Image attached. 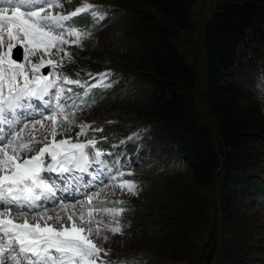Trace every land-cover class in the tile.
<instances>
[{"label":"snow or ice","instance_id":"snow-or-ice-1","mask_svg":"<svg viewBox=\"0 0 264 264\" xmlns=\"http://www.w3.org/2000/svg\"><path fill=\"white\" fill-rule=\"evenodd\" d=\"M59 6L56 0H0V264H105L100 254L107 252L95 242L100 225L121 233L118 217L125 209L105 208L96 189L116 179L120 189L136 194L137 185L123 178L133 175L122 171L129 166L126 156L109 168L102 158L113 162L115 152L101 151L96 139H80L91 124L80 123L70 134L77 126L75 110L95 100L92 89L112 87L111 70L88 73L95 81L90 85L61 75L72 59L66 46L82 47L86 33L115 10L85 3L66 14L54 12ZM81 14H88L91 29L73 22ZM13 49L22 61L13 58ZM69 85L83 96L73 100ZM254 86L264 92V75ZM38 126L43 135H36ZM98 209L112 219H100Z\"/></svg>","mask_w":264,"mask_h":264},{"label":"trees","instance_id":"trees-1","mask_svg":"<svg viewBox=\"0 0 264 264\" xmlns=\"http://www.w3.org/2000/svg\"><path fill=\"white\" fill-rule=\"evenodd\" d=\"M138 1L146 7L123 0L120 9H114L112 23H119V51L108 61L128 70H141L138 76L150 79L156 89L140 85L138 76H129L126 84L112 89L109 96L122 94L118 101L126 103L134 114L129 123L115 129L126 131L132 120L144 121L148 126L145 138L152 141L150 149H144L186 159L196 183H212L216 173L219 208L223 209V219L234 226L220 250L226 264H247L253 228L241 223L232 203L238 195L261 192L264 122L252 103L243 102L245 90L237 67L246 62L257 64L258 53L264 57V0H223L204 20L201 79L179 48L181 29H194L195 22L189 16L191 0ZM195 91L206 101L207 122L197 115L195 118L191 104L196 99L191 92ZM191 193L185 194L188 203L182 204L195 207L193 196L186 200ZM175 213L178 217L183 213L181 223L185 225L195 215L186 205L176 206ZM189 235H166L155 250L157 256L177 258Z\"/></svg>","mask_w":264,"mask_h":264},{"label":"rangeland","instance_id":"rangeland-1","mask_svg":"<svg viewBox=\"0 0 264 264\" xmlns=\"http://www.w3.org/2000/svg\"><path fill=\"white\" fill-rule=\"evenodd\" d=\"M222 1L191 0L189 16L195 22L194 29L188 31L181 29L180 32L181 40L179 43L182 44L179 48L187 63L193 65L199 72L200 79L205 67L204 49L201 45L202 24ZM130 2L135 6H144L138 0H130ZM56 3L60 6L54 7L53 11L66 14L85 3H90L102 9H120L123 0H56ZM114 12L109 14L99 28L86 33L82 47L66 46V50L72 54V59L70 61L65 60L61 69V75H67L70 79H80L82 83L89 85L95 81L87 75L88 73L96 74L111 70L112 74L108 77V80L112 83V87L92 89L95 100L88 107L75 110L74 120L77 126L72 128L70 134L72 136L76 135L80 123L91 124V129L101 128L102 132H94L89 129L87 134L80 137V139H96L103 143V147L100 148L101 151H114L117 158L115 161L109 162L107 158H102L105 159V163L108 164L109 168L115 166L119 157L126 156L129 166L124 167L122 171L133 175H125L123 178L132 180L137 185L135 195L129 193L127 189H120L118 187L120 181L116 179H112L106 185L96 189V193H99L97 199L106 202L104 204L105 208L119 207L125 209L118 217L119 225L122 227L121 233L114 234L104 228L103 224L100 225L101 234L95 241L107 252V255L104 252L100 254L101 259L105 261V264H108V262H112V264H226L220 248L224 247L234 226L223 219V209L219 208L221 207V197L218 188L217 233L219 246L210 261L205 260L207 251L201 248L213 222V196L216 192L214 186H219L216 173L212 183H196L192 179V170L186 159L170 157L165 154H158L157 151L152 152V150L144 149V147L150 149L152 142L145 138L148 126L144 121L132 120L131 123L133 124L126 131L115 129L129 123L134 114L130 112L126 103L118 101L119 95L122 94L117 93L109 96L108 93L118 85L126 84V81L130 79L129 76L137 77L142 71L128 70L108 61L113 59L112 57H117L116 52L119 51L117 48L119 38L116 34L119 23H112ZM73 22L78 23L82 30L85 25L89 29L92 28V22L88 14H81V16L74 18ZM261 46L264 50V43ZM241 55L245 57L246 54L241 53ZM39 58V53L37 56L32 57L34 61ZM52 58L55 59L56 57ZM19 61H22V59ZM257 61V64L246 62L238 65L237 71L245 90L243 102L252 103L264 122V111H262L264 104H261L258 99V97H264V92L254 86L255 81L264 75V57L260 53H258ZM138 77L140 85L147 90L156 89V85L150 79L143 76ZM233 80L235 79L233 78ZM68 87L73 90V100H76L78 95L83 96V90L78 86L69 85ZM199 91L191 92L192 97H196L191 102L192 110L195 118L197 115L199 119L202 118L204 122H207L210 115L207 112L206 101L203 100L201 95L198 96ZM77 102L79 103L78 100ZM38 131H41L40 135L44 134V130L39 129V126ZM26 133H31V128ZM133 135H137L138 138L129 139ZM57 138L59 139V137ZM262 151V157H264V144L262 145ZM262 163L264 164V160ZM259 175L261 177V192L251 191L244 196L238 195L232 203L234 211H237L236 213L241 217V223L253 228V245L247 264H264V168ZM188 191H192V195L190 194L191 196H188L186 200H191L193 196L195 207L182 204L183 202L188 203L183 198ZM96 193L90 194L95 196ZM117 201L123 203H115ZM95 202L94 200V204ZM67 203L71 204L72 202L68 201ZM182 205H186L193 215L195 213L193 220L188 223L189 225L181 223L183 213H180L179 217L175 213L176 206ZM79 210L77 208V211ZM87 210V208L84 209L85 212ZM95 211L98 217L105 222L112 219L102 209ZM182 233H190L191 236L189 235L190 239L187 240L181 255L177 258H159L155 250L159 247L160 240L166 235L179 238ZM105 236L107 237L106 240L104 239ZM97 262H100V260Z\"/></svg>","mask_w":264,"mask_h":264},{"label":"water","instance_id":"water-1","mask_svg":"<svg viewBox=\"0 0 264 264\" xmlns=\"http://www.w3.org/2000/svg\"><path fill=\"white\" fill-rule=\"evenodd\" d=\"M19 47V46H18ZM21 50V49H20ZM17 49H14L13 56L17 59H20L21 56H17ZM46 70V69H44ZM214 189L216 192L214 193L213 200H214V215H213V222L211 225V229L207 235L206 240L202 243L201 248L204 251H207L205 254V260L210 261L213 258V254L215 253L217 247L219 246V238H218V233H217V218H218V201H217V187L214 186ZM202 250V252H203Z\"/></svg>","mask_w":264,"mask_h":264},{"label":"bare ground","instance_id":"bare-ground-1","mask_svg":"<svg viewBox=\"0 0 264 264\" xmlns=\"http://www.w3.org/2000/svg\"><path fill=\"white\" fill-rule=\"evenodd\" d=\"M30 129V128H29ZM29 129H27V130H25V132H24V136L25 137H27V136H29L31 133H26V132H28L29 131ZM41 131H37L36 132V135L37 136H39L41 133H40ZM43 134V133H42ZM96 240V239H95ZM96 242V241H95ZM97 243V242H96ZM104 249V248H103ZM97 263H100V262H97Z\"/></svg>","mask_w":264,"mask_h":264},{"label":"clouds","instance_id":"clouds-1","mask_svg":"<svg viewBox=\"0 0 264 264\" xmlns=\"http://www.w3.org/2000/svg\"><path fill=\"white\" fill-rule=\"evenodd\" d=\"M258 99L260 100L261 104H264V97H258ZM262 111H264V108H262Z\"/></svg>","mask_w":264,"mask_h":264}]
</instances>
